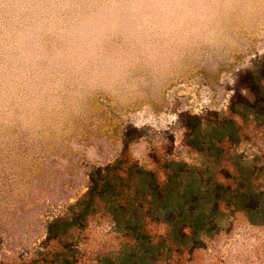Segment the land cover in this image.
I'll return each mask as SVG.
<instances>
[{
	"label": "rangeland",
	"instance_id": "1",
	"mask_svg": "<svg viewBox=\"0 0 264 264\" xmlns=\"http://www.w3.org/2000/svg\"><path fill=\"white\" fill-rule=\"evenodd\" d=\"M251 72L264 90V0H0V264H130L103 213L49 238L127 145L163 179L168 161L207 179L238 160L264 190V94L250 108L237 96L243 118L230 111ZM224 118L238 142L214 147L232 132ZM251 220L223 210L197 248L145 262L264 264V223Z\"/></svg>",
	"mask_w": 264,
	"mask_h": 264
},
{
	"label": "trees",
	"instance_id": "2",
	"mask_svg": "<svg viewBox=\"0 0 264 264\" xmlns=\"http://www.w3.org/2000/svg\"><path fill=\"white\" fill-rule=\"evenodd\" d=\"M250 74L232 98L233 116L244 117L237 108L241 104L236 103L237 96L245 99V108H250L264 94L262 79L255 72ZM242 91L247 92L245 98L240 95ZM218 127L232 132L224 134L214 147L220 148L225 141L238 142L233 119H221ZM200 128L201 121L196 118L186 126L188 145L195 150L200 147L195 138ZM128 146L121 158L92 170L88 192L75 205L71 219L50 225V240L65 237L72 227L83 228L90 217L103 213L111 219L115 232L128 240L120 254L130 264L146 260L156 263L162 255L180 254L183 246L195 249L201 245L203 235L217 230V216L223 210H243L252 222L264 223V190L256 187L257 177L245 174L240 161H228V169L215 176L208 171L207 179L197 167L168 161L162 165L163 179L156 171L132 162L125 154ZM154 226L164 231L156 233Z\"/></svg>",
	"mask_w": 264,
	"mask_h": 264
}]
</instances>
